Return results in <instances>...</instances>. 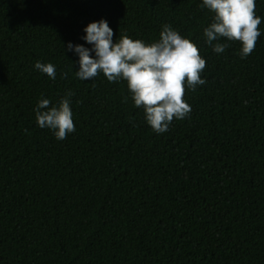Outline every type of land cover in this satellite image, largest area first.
I'll use <instances>...</instances> for the list:
<instances>
[{
    "label": "trees",
    "instance_id": "1",
    "mask_svg": "<svg viewBox=\"0 0 264 264\" xmlns=\"http://www.w3.org/2000/svg\"><path fill=\"white\" fill-rule=\"evenodd\" d=\"M201 3L0 0V264H264V0L243 59L239 41L221 54L205 43ZM101 18L114 41L150 43L166 23L197 45L206 83L185 86L191 112L167 132L126 81L76 79L63 45ZM69 90L76 130L58 140L34 108Z\"/></svg>",
    "mask_w": 264,
    "mask_h": 264
},
{
    "label": "clouds",
    "instance_id": "2",
    "mask_svg": "<svg viewBox=\"0 0 264 264\" xmlns=\"http://www.w3.org/2000/svg\"><path fill=\"white\" fill-rule=\"evenodd\" d=\"M200 7L213 14L203 36L214 53H223L231 41L240 42L242 59L253 51L262 35L258 28L262 18L255 14L256 0H202ZM83 33L85 43L69 41L63 45L64 55L72 52L78 57L76 79L92 81L102 73L109 82L126 81L134 106L143 108L146 123L157 134L167 132L174 118L183 120L190 114L191 106L183 99L185 86L195 91L206 83L201 78L206 62L189 38L165 23L159 37L150 43L127 35L114 41L113 29L104 18L89 22ZM34 69L56 79V65L52 63L38 60ZM66 76L61 72L62 78ZM73 95L67 91L56 104L39 99L34 108L37 126L50 129L58 140L74 132Z\"/></svg>",
    "mask_w": 264,
    "mask_h": 264
}]
</instances>
